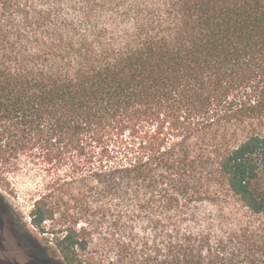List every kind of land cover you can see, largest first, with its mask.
<instances>
[{
	"label": "trees",
	"instance_id": "obj_1",
	"mask_svg": "<svg viewBox=\"0 0 264 264\" xmlns=\"http://www.w3.org/2000/svg\"><path fill=\"white\" fill-rule=\"evenodd\" d=\"M30 168L65 264H264V0H0V188Z\"/></svg>",
	"mask_w": 264,
	"mask_h": 264
},
{
	"label": "rangeland",
	"instance_id": "obj_2",
	"mask_svg": "<svg viewBox=\"0 0 264 264\" xmlns=\"http://www.w3.org/2000/svg\"><path fill=\"white\" fill-rule=\"evenodd\" d=\"M8 177L11 183L0 188V264H37L33 259L65 264L49 236L31 225L30 211L44 189L43 173L30 168Z\"/></svg>",
	"mask_w": 264,
	"mask_h": 264
},
{
	"label": "water",
	"instance_id": "obj_3",
	"mask_svg": "<svg viewBox=\"0 0 264 264\" xmlns=\"http://www.w3.org/2000/svg\"><path fill=\"white\" fill-rule=\"evenodd\" d=\"M31 219V218H30Z\"/></svg>",
	"mask_w": 264,
	"mask_h": 264
}]
</instances>
